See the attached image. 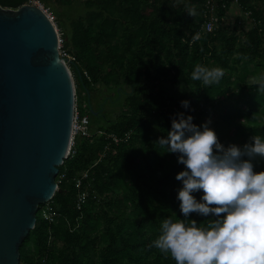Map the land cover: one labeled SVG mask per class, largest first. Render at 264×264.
I'll list each match as a JSON object with an SVG mask.
<instances>
[{
	"label": "trees",
	"instance_id": "1",
	"mask_svg": "<svg viewBox=\"0 0 264 264\" xmlns=\"http://www.w3.org/2000/svg\"><path fill=\"white\" fill-rule=\"evenodd\" d=\"M27 1L0 4L18 8ZM43 2L56 16L62 47L75 57L69 66L91 136L77 135L59 166L58 189L38 210L36 226L21 245V264H176L152 241L164 218H183L176 173L184 165L156 140L167 135L176 113L191 114L199 125L221 105L227 137L216 134L223 145L264 136V89L256 83L264 78V0H218L213 31L203 28L206 0ZM233 3L249 26L240 16L232 26L225 22ZM189 7L194 16L185 11ZM73 11L77 16H67ZM197 63L223 67L221 82L192 81ZM98 85L119 100L114 117L94 104ZM253 165L264 169V157H254ZM81 191L88 195L79 207Z\"/></svg>",
	"mask_w": 264,
	"mask_h": 264
},
{
	"label": "water",
	"instance_id": "2",
	"mask_svg": "<svg viewBox=\"0 0 264 264\" xmlns=\"http://www.w3.org/2000/svg\"><path fill=\"white\" fill-rule=\"evenodd\" d=\"M76 83L48 13L0 4V264H21L69 156Z\"/></svg>",
	"mask_w": 264,
	"mask_h": 264
},
{
	"label": "clouds",
	"instance_id": "3",
	"mask_svg": "<svg viewBox=\"0 0 264 264\" xmlns=\"http://www.w3.org/2000/svg\"><path fill=\"white\" fill-rule=\"evenodd\" d=\"M185 11L196 14L194 7ZM223 76V67L202 63L190 73L203 86L219 84ZM256 83L264 89V78ZM180 103L190 106L188 99ZM210 123L208 119L198 125L191 114L178 112L167 135L156 140L163 152L176 153L184 165L176 173L183 218H164L152 245L176 264H264V169L255 171L253 165L254 157H264V136L225 146ZM200 190L197 198L194 193ZM192 212L204 217L203 222L191 218Z\"/></svg>",
	"mask_w": 264,
	"mask_h": 264
},
{
	"label": "built area",
	"instance_id": "4",
	"mask_svg": "<svg viewBox=\"0 0 264 264\" xmlns=\"http://www.w3.org/2000/svg\"><path fill=\"white\" fill-rule=\"evenodd\" d=\"M25 4H34V5L41 7L43 10H45L48 13L51 20L56 24L58 28L55 14L51 10V8L43 2V0H28ZM223 5L225 6V3ZM218 6H219L218 0H206L207 10L204 14L205 22L203 24V28L205 31H213L216 27V23L219 22V18L216 15ZM59 30L60 29L58 28L59 37H60V54L61 56L67 58L68 64H69L72 60L75 59V57L62 47V44H63L62 32H60ZM77 135L89 137L91 136V130H90V117L88 114H82L79 111L78 105H77V96H76L74 116H73L72 139H71L70 150L68 154H70L71 148L75 144V137ZM114 139L116 142H118L120 140V137L114 136ZM86 175L87 173L85 172L83 176H86ZM82 183H83L82 178H78L76 180V185L78 187H81ZM87 195L88 193L86 191H81L79 193V201H78L79 207L86 200Z\"/></svg>",
	"mask_w": 264,
	"mask_h": 264
},
{
	"label": "rangeland",
	"instance_id": "5",
	"mask_svg": "<svg viewBox=\"0 0 264 264\" xmlns=\"http://www.w3.org/2000/svg\"><path fill=\"white\" fill-rule=\"evenodd\" d=\"M59 6H60V4H59ZM60 8L62 9L63 7L60 6ZM77 11L80 12V10H78V9H77ZM77 11H73L72 13L67 12V16H70V17L74 16V14H76ZM241 14H242V11L238 7L237 3H233L232 6L230 7L229 11H228L227 16L225 17V22L229 23L232 26L233 23L235 22V20L237 19V17L240 16L242 18V21H245L247 26H249L250 25L249 20H247V18L241 16ZM75 16H77V14ZM60 32H62V31H60ZM99 88H101V86L98 85L97 91L95 92L96 96L93 100L94 104L97 107L103 106L104 113L108 117H111V116L114 117L115 113L117 111H119V107H120L119 100H116L115 97H113L109 92H106V91L105 92H99V90H100ZM110 96H111V99H110ZM222 113H223V109H222V105H221L220 109L215 114H213L211 118H208V119H210V121H211L209 126L212 127L217 134H221L222 136H224L227 134V131H226V128L224 126V123H221V121H222V115L221 114ZM226 137H227V135H226Z\"/></svg>",
	"mask_w": 264,
	"mask_h": 264
}]
</instances>
